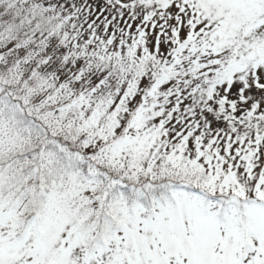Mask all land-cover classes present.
<instances>
[{
	"label": "snow or ice",
	"instance_id": "obj_1",
	"mask_svg": "<svg viewBox=\"0 0 264 264\" xmlns=\"http://www.w3.org/2000/svg\"><path fill=\"white\" fill-rule=\"evenodd\" d=\"M0 264H264V0H0Z\"/></svg>",
	"mask_w": 264,
	"mask_h": 264
}]
</instances>
